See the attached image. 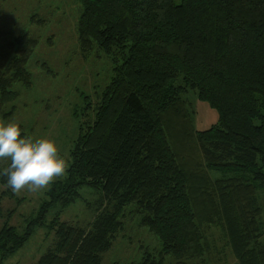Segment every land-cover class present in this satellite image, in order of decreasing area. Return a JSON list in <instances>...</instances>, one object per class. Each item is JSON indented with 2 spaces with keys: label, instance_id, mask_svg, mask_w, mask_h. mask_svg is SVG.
<instances>
[{
  "label": "trees",
  "instance_id": "16d2710c",
  "mask_svg": "<svg viewBox=\"0 0 264 264\" xmlns=\"http://www.w3.org/2000/svg\"><path fill=\"white\" fill-rule=\"evenodd\" d=\"M78 2L80 50L97 48L121 63L94 120L80 128L64 178L21 233L7 223L0 229V264L50 208L75 203L82 188L100 194L95 218L87 229L53 219V245L35 264H101L131 206L160 245L132 264L203 261L214 226L238 264H264L256 199L264 191V0ZM37 45L28 33L0 32L4 120L15 113L3 112L19 96L15 85L33 86L27 66ZM189 94L218 111L216 124L194 131Z\"/></svg>",
  "mask_w": 264,
  "mask_h": 264
},
{
  "label": "rangeland",
  "instance_id": "374dc122",
  "mask_svg": "<svg viewBox=\"0 0 264 264\" xmlns=\"http://www.w3.org/2000/svg\"><path fill=\"white\" fill-rule=\"evenodd\" d=\"M80 12L78 0H0V32L4 37L28 33L38 42L27 66L33 86L27 89L15 85L14 90L19 94L17 100L3 108V112H7L14 106L15 113L5 120L0 117V123L18 124L22 130L21 138L55 141L68 162L80 128L94 120L112 69L121 63L120 59L114 63L97 48L88 53L80 50L76 35ZM187 98L192 107L194 131H205L218 122L219 114L215 108L190 94ZM9 162L0 160V168ZM209 176L213 180L221 177L215 171H210ZM48 188L36 193L23 190L17 194L7 185L0 184V229L7 223L21 233L39 210ZM80 196L70 206L50 208L43 224L35 226L25 244L1 264H35L53 245L54 232L48 225L55 218L87 229L97 213L100 194L82 188ZM256 199L264 226L263 190H257ZM121 222L123 229L110 250L102 255L101 264L136 263L145 252L156 253L160 249L158 239L141 226L134 206L125 208ZM205 235L208 246L203 261L192 258L186 259L184 264H238L220 229L210 227ZM164 264L175 263L166 259Z\"/></svg>",
  "mask_w": 264,
  "mask_h": 264
},
{
  "label": "clouds",
  "instance_id": "9594fccd",
  "mask_svg": "<svg viewBox=\"0 0 264 264\" xmlns=\"http://www.w3.org/2000/svg\"><path fill=\"white\" fill-rule=\"evenodd\" d=\"M21 131L15 122L0 123V160L10 161L0 176L6 177L13 193L23 190L36 193L63 177L70 164L60 154L55 141L21 138Z\"/></svg>",
  "mask_w": 264,
  "mask_h": 264
}]
</instances>
